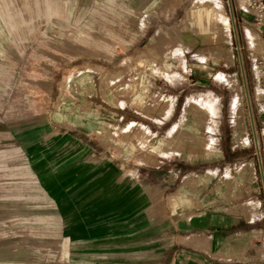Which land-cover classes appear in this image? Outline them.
I'll return each mask as SVG.
<instances>
[{"label": "rangeland", "instance_id": "obj_1", "mask_svg": "<svg viewBox=\"0 0 264 264\" xmlns=\"http://www.w3.org/2000/svg\"><path fill=\"white\" fill-rule=\"evenodd\" d=\"M247 28L235 0H0V264H168L176 240L200 248L172 202L256 220L264 264V78L246 57L263 39ZM90 180L128 193L85 212Z\"/></svg>", "mask_w": 264, "mask_h": 264}, {"label": "crops", "instance_id": "obj_2", "mask_svg": "<svg viewBox=\"0 0 264 264\" xmlns=\"http://www.w3.org/2000/svg\"><path fill=\"white\" fill-rule=\"evenodd\" d=\"M111 170L110 168L106 170V168L103 167V169H98L96 171V175L99 174L98 176L108 179L112 175ZM88 183L86 196L84 195L80 201H73L75 205L81 207L85 212L96 210L102 203L105 205L107 204L106 206L108 207L112 202L116 201L121 194L128 193V191L125 193L122 191L119 196L116 194L110 195V193L108 194L107 192L100 194L97 192L96 180H90ZM140 201L141 199L137 201L132 200L127 208L123 212H120V216H127L129 214V208L134 204L138 207ZM171 207V221L174 224L176 232H183L180 234L199 241L200 248L192 244H183L176 240V246L171 248L168 264H258L255 260H252L254 254L249 253V250L252 249L249 236L257 233L255 230L256 228L252 227L256 220H249L246 215V218H243L240 216H232L225 212L212 211L213 207L208 204L201 206V210L193 203L190 204L189 208L185 211L180 204L173 205L172 202ZM116 211H110L105 213V215L113 214ZM95 221L91 223V225L95 226ZM259 228L262 230L260 233H262L264 228ZM217 230L220 232L219 236L223 238L222 241H227L235 235L236 237L233 238L238 239V242L235 244L231 242L228 244L227 242L225 246H216L212 238L217 235ZM227 232H231L230 234L233 235L230 236ZM91 234L92 233L89 235H73L72 237L77 239L90 236ZM216 250L223 255L240 254L242 258L231 259L222 257L217 259L221 261L216 262L214 258Z\"/></svg>", "mask_w": 264, "mask_h": 264}, {"label": "built area", "instance_id": "obj_3", "mask_svg": "<svg viewBox=\"0 0 264 264\" xmlns=\"http://www.w3.org/2000/svg\"><path fill=\"white\" fill-rule=\"evenodd\" d=\"M235 15H239V21L242 22L244 27H248L245 32L248 31L249 27H254L258 31L257 34L260 39H263V42L257 45L252 38L247 36L248 51L246 57L252 60L253 63L261 65L255 70V74L258 71L261 78H264V0H235ZM232 16L234 19L233 11ZM237 50L240 53V49L237 48Z\"/></svg>", "mask_w": 264, "mask_h": 264}, {"label": "bare ground", "instance_id": "obj_4", "mask_svg": "<svg viewBox=\"0 0 264 264\" xmlns=\"http://www.w3.org/2000/svg\"><path fill=\"white\" fill-rule=\"evenodd\" d=\"M233 53V58L235 59L236 61V58H237V64L240 65L239 63V58H238V54H237V51L236 49L232 51ZM243 62V61H242ZM237 79L238 81H240L241 83V86H242V91H243V96L245 98V101L247 103V106H248V118H249V122L251 124V127H252V130H253V135H254V140L257 142V144L259 143V138H258V133H257V130H256V127H255V122H254V117H253V113H252V107H251V104H250V97H249V93L247 94L248 91H246L245 89V85H244V82H243V78H242V74H241V71H239V74L237 75ZM242 102V101H241ZM238 105H239V102H236L234 104V108L237 110L238 108ZM242 111V110H241ZM243 112V111H242Z\"/></svg>", "mask_w": 264, "mask_h": 264}, {"label": "water", "instance_id": "obj_5", "mask_svg": "<svg viewBox=\"0 0 264 264\" xmlns=\"http://www.w3.org/2000/svg\"><path fill=\"white\" fill-rule=\"evenodd\" d=\"M228 3H229V5H230V0H228ZM230 14H231V18H232V23H233L234 33H235V36L237 37V35H236V29H235V25H234V19H233V16H232V9H231V6H230ZM238 58H239V63H240L239 66H240V71H241V74H242L243 82H244V85H245V89H246V91H248V90H247V86H246V78H245V74H244V68H243L242 58H241L239 52H238ZM247 94H248V92H247ZM248 106H249V104H248ZM254 142H255V145H256V147H257V149H258V144H257V142H256L255 140H254ZM258 152H259V150H258ZM259 160L261 161L260 157H259Z\"/></svg>", "mask_w": 264, "mask_h": 264}]
</instances>
